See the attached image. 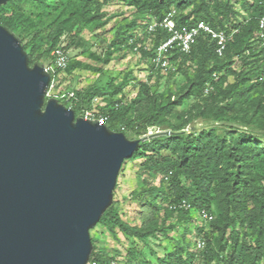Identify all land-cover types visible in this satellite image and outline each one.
Instances as JSON below:
<instances>
[{"label": "trees", "instance_id": "1", "mask_svg": "<svg viewBox=\"0 0 264 264\" xmlns=\"http://www.w3.org/2000/svg\"><path fill=\"white\" fill-rule=\"evenodd\" d=\"M122 1L139 13L138 18L119 27L115 35L130 53L134 46L149 43L145 38L153 46L168 38V33L159 27L148 34L147 27L164 19L171 10L175 11L174 21L178 28L204 22L215 31L231 35V40L222 57H217L215 44L207 35H200L187 55L172 52L170 62L175 70L165 74L181 71L187 61L196 63L194 79L175 99L152 103L148 112L136 116L133 113L136 105L150 99L146 85H140L128 104H124L122 98H113L120 93L122 85L109 91L90 88L71 99L69 108L75 117L80 118L96 96H108L110 101L104 107H98L100 113L108 117L107 129L122 134L128 130L140 139L146 136L149 128L166 123L167 116L194 95L204 103L214 102L208 116L215 121L230 115L247 123L258 122L259 96L264 94V49L260 47L256 33L264 0ZM92 3L98 5L95 0H8L0 5V25L19 41L31 36L30 53H27L28 44L24 46L20 41L29 64L30 56L40 53L31 66L46 61L51 65V52L60 44L67 51L70 32L75 26L89 30L99 26L100 23H94L96 15L91 13ZM26 4L32 5L36 11L34 19L23 13L22 5ZM8 14L10 16L6 17ZM42 17L45 24L40 23ZM138 27L142 30L140 37L137 36ZM46 28L50 31L44 36L42 33ZM139 52L138 61L144 62L150 71L161 73L150 63L152 50L144 51L140 47ZM88 57L103 65L111 60L110 57L100 59L94 54ZM237 63L238 72L235 71ZM75 70L99 72L98 68L73 60L62 73L70 75ZM57 72L61 71H47L49 86ZM230 78L232 83H229ZM206 85L212 87L208 94L204 93ZM218 100L225 102L220 104ZM248 104L252 105L250 112ZM204 116L202 110L195 115ZM256 138L245 132H229L220 137L210 129L198 134L168 135L139 143L138 150L126 161L142 160L137 176L143 182L144 177L158 180V185L152 189L160 192L166 216L174 218V224L168 229L180 224L194 225L193 235L197 238L194 250H191V241L183 238L176 242L173 250L164 249L165 255L155 259L157 264H264V152L258 150ZM182 201L188 205L187 209H171ZM201 211L211 214L213 219L202 221L199 218ZM196 219L204 225H197ZM97 225L113 238L118 232L144 245L153 239L168 237L164 226L142 229L124 222L114 203L104 211ZM90 241L92 250L87 264H119L113 255L93 245L92 239ZM198 242L203 243V249L197 248ZM124 264L153 263L133 247L128 249Z\"/></svg>", "mask_w": 264, "mask_h": 264}, {"label": "water", "instance_id": "2", "mask_svg": "<svg viewBox=\"0 0 264 264\" xmlns=\"http://www.w3.org/2000/svg\"><path fill=\"white\" fill-rule=\"evenodd\" d=\"M49 84L0 25V264H87L89 231L139 148L44 101Z\"/></svg>", "mask_w": 264, "mask_h": 264}, {"label": "rangeland", "instance_id": "3", "mask_svg": "<svg viewBox=\"0 0 264 264\" xmlns=\"http://www.w3.org/2000/svg\"><path fill=\"white\" fill-rule=\"evenodd\" d=\"M95 1H97L99 6L95 3L90 4L91 13L96 15L94 23H100L99 26L93 30L75 26L70 32V40L68 41L66 52L69 61H80L90 67L98 68L99 72L75 70L70 75L62 72L54 73L44 101L55 100L68 108L71 106V99L75 98L78 93H83L90 88L109 91L112 87L122 85L120 93L113 98H122V102L128 104L136 96L142 84L149 89L150 99L148 102L142 101L136 105L133 113L137 116L148 112L152 103L161 104L166 98L175 99L179 97L194 79L196 63L187 61L181 71L171 74L150 71L144 62L138 61L136 54L128 52L115 38L119 27L125 26L138 18L139 13L122 0H108L106 3L102 2V0ZM22 6L24 14L33 17L34 13H36L32 5L26 4ZM9 16L10 14L6 15V17ZM41 19L40 23L45 24V19L43 17ZM49 31L50 29L46 28L42 35L46 36ZM136 31L137 36L140 37L142 34L141 28L138 27ZM30 39L31 36L24 41L20 39L24 46L28 44L27 53H30ZM145 39L146 42L150 43L149 39ZM149 43L147 44L150 45ZM39 54L33 53L30 56V64L38 60ZM89 54H94L100 59L110 57L111 60L107 65H103L90 59L88 57ZM30 64L28 62V65L32 67ZM236 65L235 71L238 72L240 68L238 63ZM42 66L46 72L53 73L49 61L44 62ZM232 82L233 79L230 78L229 83ZM95 98L98 99L97 105L99 104L100 107H104L111 99L108 96H96ZM259 98L261 100L258 113H256L258 120L256 123H247L240 119L231 118L230 115L225 116V119L221 121H215L208 116L213 109L214 102L208 101L204 103L201 98L192 95L167 116L166 123L162 126L149 128L144 138L138 139L128 130H124L125 134L123 135L127 140L139 141L140 143L168 135L198 134L201 131L210 129L214 130L220 137L227 136L229 132L234 134L245 132L257 137L258 150L264 152L262 150L264 148V94H261ZM217 102L224 104L225 101L218 100ZM89 106H91V101ZM247 108L248 112H250L252 105L248 104ZM198 110H202L205 116L195 117ZM141 162L142 160L139 159L125 161L122 164L112 193L111 203H114L122 220L129 225L142 229L164 226L168 230V237L153 239L144 245L134 238H127L118 232L116 237L113 238L103 228L98 225L95 226L89 231L93 245L113 255L119 264H124L128 249H133V247H136L146 260L157 264L155 259L162 258L165 255L164 249L173 250L177 241L182 238L190 240L192 243L191 250H194L193 244L197 240L193 235L194 225L180 224L175 228L168 229L169 225L174 224V218L166 216V206L163 205L160 192L152 189L153 186L158 185V180L144 177L145 182H143L137 176V170ZM167 209L169 210L168 207ZM194 217L196 218V215ZM196 223L197 225H204L200 219H196ZM185 229L187 232H185ZM203 247L202 243L201 249Z\"/></svg>", "mask_w": 264, "mask_h": 264}, {"label": "built area", "instance_id": "4", "mask_svg": "<svg viewBox=\"0 0 264 264\" xmlns=\"http://www.w3.org/2000/svg\"><path fill=\"white\" fill-rule=\"evenodd\" d=\"M175 11L171 10L167 16L159 22H152L147 27V33L152 34L157 27L165 30L168 33V38L159 43L156 46L148 45L147 43L139 44L134 46L133 54H136L138 58L140 57L139 48L142 47L144 51L152 50V57L150 58V63L152 64L154 70H160L162 73H168L169 71H174L175 68L170 62V57L173 51H178L182 54H189L192 46L195 44L196 39L200 35H207L211 41L215 44V53L217 57H222L227 44L231 40V35L225 34L223 31H215L208 24L204 22H197L191 27H180L178 28L174 21ZM259 45L264 49V1H263V14L257 20V33ZM132 41H130L131 43ZM52 63L51 68L53 71H64L68 65L69 57L64 49V45L60 44L51 52ZM212 90L210 85H206L204 93L208 94ZM98 99L94 98L91 101V106L82 111L80 116L81 119L85 121H90L97 123L99 125H105L108 117L101 114L99 111L100 107L98 104ZM68 109H70L68 107ZM183 208L187 209L188 205L182 201L178 205L171 206V209ZM199 218L202 221L209 222L213 219V216L205 211L199 212ZM197 248H202V243H197Z\"/></svg>", "mask_w": 264, "mask_h": 264}]
</instances>
